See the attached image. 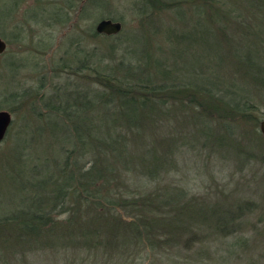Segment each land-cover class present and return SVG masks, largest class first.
I'll return each mask as SVG.
<instances>
[{
	"label": "trees",
	"instance_id": "obj_1",
	"mask_svg": "<svg viewBox=\"0 0 264 264\" xmlns=\"http://www.w3.org/2000/svg\"><path fill=\"white\" fill-rule=\"evenodd\" d=\"M73 1L65 11L48 5L43 21L49 26L67 22L76 9ZM249 1L264 13V0ZM86 3L81 20L87 14ZM190 3H196L193 9L211 26L208 34L225 50L214 64L193 71L170 58L164 66L150 52L143 53L139 32H129L133 41L126 45L124 38L115 43L123 46L124 56L139 55L135 65L122 60L117 67L123 68L118 69L103 61L98 48L73 38V56L59 65L76 80L50 99L46 113L32 108L37 118L48 117L46 125L58 137L63 133L72 146L58 150L66 155L61 161L38 158L31 167L25 159L30 156V135H18L13 150L3 151L0 163L6 166L8 179L0 174L7 182L11 177L14 188L21 187L12 191L11 207L0 212L1 255L22 264H32L31 256L36 255L47 264L61 259L65 264H205L219 250L222 238L244 229L240 219L247 210L245 203L233 209L200 203L189 189L167 181L176 166L175 156L181 153L177 141L135 142L137 137L156 136L158 129L174 132L180 108L185 118L177 126L187 130L180 131L187 144L202 140L205 147L219 151L242 150L249 141H264L258 129L264 119V37H259L261 46L254 55L242 44L240 51L239 43L228 36L231 28L235 30L237 0ZM178 4L143 0L139 15L142 19L151 10L150 15ZM189 29L176 33L175 39L186 40ZM89 35L100 34L93 29ZM111 54L115 56L114 51ZM225 67L230 71L224 76L215 73ZM248 123L250 131L241 130ZM42 129L38 126L36 131ZM241 136L247 143H240ZM86 156L84 165L81 158Z\"/></svg>",
	"mask_w": 264,
	"mask_h": 264
},
{
	"label": "rangeland",
	"instance_id": "obj_2",
	"mask_svg": "<svg viewBox=\"0 0 264 264\" xmlns=\"http://www.w3.org/2000/svg\"><path fill=\"white\" fill-rule=\"evenodd\" d=\"M171 1L165 0L166 3ZM190 1L176 0L180 3L178 6L150 15L151 10L141 19L139 8L143 6V0H89L87 3L83 0H74L76 9L71 12L72 18L65 23L54 22L49 26L43 21L45 19L43 11L48 10V5H56L55 7L58 5V11H65L69 0H0V37L7 43L6 51L0 54V111L11 112L12 123H16L9 128L6 137L0 142V158L2 159V155L5 154L3 151L9 153L13 150L16 138L20 134H28L33 138L27 150L30 156L27 157L28 154L25 156L30 167L37 163L38 158L53 162L55 159L61 161L66 156L64 152L59 154L58 150L63 146L70 148L72 143L65 142L63 133H59V137L55 135L46 125L48 117L37 118L32 108L46 113L48 109L45 106L51 102L50 99L52 97L55 99L58 91L61 93L69 82L76 80L73 78L74 75L65 73L59 65L63 60L69 61L73 56L75 49L72 46L73 38L78 37L84 43H89V47L98 48L104 53L103 61L117 69L123 68L117 67L122 60L131 61L134 65L137 62L139 55L133 56L129 53L124 56L123 46L121 48L115 44L121 38H124L125 45L133 41L128 35L133 31L143 36L142 47L146 48L143 53L150 52L164 66L166 59L170 58L177 64H185L189 71H193L198 66L203 67L209 62L214 64L219 60L225 50L217 44L211 33L208 34L207 30L211 26L204 17H200L203 14L193 9L196 3ZM237 1L236 18L232 19L235 22V30L231 28L228 36L232 41L239 43L237 44L240 51H243L240 46L242 44L245 48L253 50L251 52L254 55L261 46L259 37H264V13L258 10V6L250 4L249 0ZM82 3H86L87 14L85 19L81 20L79 16L83 13ZM198 4L200 5L199 2ZM32 15H37L40 19L32 18ZM240 15H243L245 20L241 19ZM103 18L120 21L122 31L112 36L100 34L91 37L90 31L95 30V25ZM188 28L190 29L186 40L175 39L176 33ZM169 29L174 33L170 39ZM112 51L115 52V56H112ZM229 71L230 69L227 70L225 67L216 69L215 73L224 76ZM117 72L120 73L118 70ZM181 102L182 100H179V105ZM200 109L202 107L198 106L196 111L199 112ZM262 111L264 112V108ZM184 118L180 108L179 122L175 120V123L180 125L181 119L184 121ZM217 123L213 122L212 125L216 126ZM24 124L33 127L30 130L23 126ZM177 125H173L174 132L169 128L158 129L156 136L152 133L137 137L135 142L141 143L143 139L148 140L146 143L155 139L177 141L181 153L176 154V166L167 181L179 187H186V190H190L189 195L198 197L200 203L209 202L232 209L240 203H245L247 209L240 219L244 229L235 235L222 238L219 250H216L213 258L209 260L207 258L208 263L205 264H264V141H249L242 150L230 147L229 150L216 151L217 149L205 147L202 140L187 144L188 139H184L180 132L183 130L185 133L187 130L184 131L182 126H179V130ZM38 126L43 127L40 132L36 131ZM251 126L249 123L243 124L241 130L250 131ZM247 137L251 139L250 136ZM239 140L241 144L247 143L243 136ZM129 142L135 143L133 140ZM142 147L144 149L143 145ZM88 159L87 156L81 158L84 165ZM5 168L6 166L1 167L0 163V173L7 178ZM129 175L132 179L133 171ZM11 179L10 177L9 181ZM9 181L7 182L0 174V212L11 207L10 195L12 191L20 190L21 187L19 185L20 187L14 188L13 183ZM131 186L133 187L132 184ZM31 260L32 264H47L42 255L31 256ZM64 262L65 260L61 259L58 264H65ZM0 264L22 263L0 254Z\"/></svg>",
	"mask_w": 264,
	"mask_h": 264
},
{
	"label": "water",
	"instance_id": "obj_3",
	"mask_svg": "<svg viewBox=\"0 0 264 264\" xmlns=\"http://www.w3.org/2000/svg\"><path fill=\"white\" fill-rule=\"evenodd\" d=\"M95 31L98 34L107 36L116 35L122 31V23L120 21H114L110 18H103L95 25ZM6 49V41L0 37V54L4 53ZM12 121L13 117L11 112L5 110L0 111V142L6 137ZM260 130L264 135V120L260 124Z\"/></svg>",
	"mask_w": 264,
	"mask_h": 264
},
{
	"label": "flooded vegetation",
	"instance_id": "obj_4",
	"mask_svg": "<svg viewBox=\"0 0 264 264\" xmlns=\"http://www.w3.org/2000/svg\"><path fill=\"white\" fill-rule=\"evenodd\" d=\"M4 40V39H3Z\"/></svg>",
	"mask_w": 264,
	"mask_h": 264
}]
</instances>
